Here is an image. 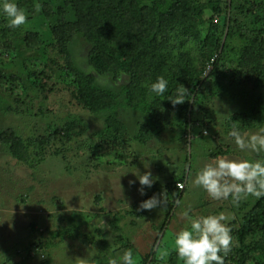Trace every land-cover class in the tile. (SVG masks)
Here are the masks:
<instances>
[{
	"label": "rangeland",
	"instance_id": "374dc122",
	"mask_svg": "<svg viewBox=\"0 0 264 264\" xmlns=\"http://www.w3.org/2000/svg\"><path fill=\"white\" fill-rule=\"evenodd\" d=\"M233 3V27L252 24L254 17L264 12V0ZM216 8L213 0H196L180 12V16L194 14L196 17L200 10L199 17L204 20L198 29L200 35L193 34L196 40L186 41L196 68L201 58L197 48L205 46V52L212 50L214 53L207 60L201 80V98L190 100L189 125L181 138L177 129L166 128L151 138L144 131L141 140L136 141L133 134L140 130L138 126L144 121L139 113L126 108L120 109L124 125L121 134L99 138L102 117L77 102L74 79L62 66V57L48 46V38L44 39L51 59L48 63L33 65L32 59L39 56V51L28 49L24 44L18 45L17 57L3 58L4 64L0 65V133L11 128L23 144L32 142L29 144L30 165L18 160L10 146L0 143V264H92V261L108 264L111 258L128 249L140 256L137 264H141V257L149 253L150 259L154 248L155 256L167 251L165 261L158 262L167 264L172 257L169 253L172 249L175 251L174 233L187 226L180 215L184 208L190 205L194 215L223 212L232 216L231 203L210 199L206 192L191 184L190 175L185 176L187 169L194 175L199 167L217 156L256 158L254 153L239 152L233 142L225 140L233 124L242 132L258 129L257 116H254L258 113V107H254L258 92L233 82L237 69L233 50L240 40L226 34L228 28L215 15ZM34 24L29 27L32 33L44 32V22L38 19ZM211 34H216L215 47L206 40ZM224 44L232 49L224 50ZM81 46L76 42L71 44V57L78 68L91 71L85 64ZM10 73L19 78L13 84ZM95 79L101 86L116 87L101 75H96ZM11 86L14 89L10 94L4 88ZM262 93L264 95V90ZM152 112L156 114L153 119L158 126L176 121L174 117L162 121L165 107H157ZM64 127L78 131L79 135L66 141L52 140L35 154L33 147L37 143L32 138L41 139L49 134L50 128L61 133ZM192 127L198 128L196 135L191 133ZM205 130L207 136L203 135ZM146 162L150 163L148 170L159 179L141 196L137 191L138 181L136 184L129 181L136 180L133 173L147 171L143 166ZM180 177H183L180 180L183 189L185 185L188 187L169 216L162 208L151 211L133 208L135 202L148 199L151 194L169 193ZM31 224L35 232L31 231ZM164 224L163 231L160 226ZM64 228H71L73 236L64 237L49 248L35 245L39 233H43L40 242L44 244L49 238L47 229ZM30 243L34 244L30 247ZM25 247L30 248L29 252L23 251ZM178 263L183 264L180 258Z\"/></svg>",
	"mask_w": 264,
	"mask_h": 264
},
{
	"label": "trees",
	"instance_id": "16d2710c",
	"mask_svg": "<svg viewBox=\"0 0 264 264\" xmlns=\"http://www.w3.org/2000/svg\"><path fill=\"white\" fill-rule=\"evenodd\" d=\"M195 1L17 0L18 5L28 13V20L21 27L10 29L7 27L6 18L0 15V65L4 64V57L9 56L10 59L17 57L19 44L39 51V56L32 59L33 65L48 63L51 59L47 47H44V39L48 38V46L53 47L62 57V66L74 79L73 87L76 90L77 102L97 117H102L103 127L100 133H97L99 138L116 136L124 130L120 117L122 108L139 113L144 121V124L138 126L140 130L133 134L136 141L141 140L144 131H147L148 137L151 138V136L159 135L166 128H170L171 131L177 129L178 136L181 138L189 125L187 120L192 112L188 115L190 100L192 97H196L197 101L201 98L203 94L201 80L207 60L214 55L212 50L205 52V46L197 48V52L201 55L198 68L190 57L186 41L187 39L196 40L193 34L197 32L196 35H200L198 29L204 24V20L199 17L200 10L196 17L194 14L180 16V12ZM229 1L228 3L227 0H213L217 3L215 15L228 28L226 34L229 37L237 36L240 40L233 50L236 53L237 66L232 77L233 82L258 92L254 106L258 107V113L254 116H257V127H264V95L262 93L264 90V12L260 16L256 15L252 24L233 27L232 23L235 19L232 17L231 8L234 1ZM37 6L40 9L38 12ZM38 19L44 22L45 30L40 34L36 31L32 33L29 27H34L35 20ZM215 38L216 34L206 36L211 47H215ZM74 42L82 45L81 48L85 52V64L91 71H83L75 65L71 57V44ZM224 47L227 51L232 49L228 44H224L222 48ZM56 69H53L55 73ZM95 74L114 82L116 87L99 85ZM158 76H163L169 81L168 91L163 96H155L150 92L151 84ZM9 77L12 84L19 79L11 73ZM182 85L188 90V94L184 96L185 102L173 106L168 99L175 98L176 90ZM13 89L14 86L4 88L10 94ZM194 102L192 101L193 104ZM157 107L166 108L162 121L170 117H174L176 121L160 123L158 126L153 119L156 114L152 112V109ZM48 132L49 134L41 139L32 138L37 143L34 145L35 142H33L35 147L31 145L33 150L35 149V154L44 150L52 140L66 141L79 135L78 131L65 127L61 133H56L51 128ZM191 133H193V127ZM31 142L29 141L28 145L23 144L11 128L0 133V143L10 146L18 160L26 165H30L29 144ZM189 171L187 169L185 176L190 175ZM180 180H183V177L174 182L169 193H165L169 203L162 210L168 216L174 212L173 209L177 206L176 200L182 199L188 187L185 185L184 189L178 188L176 184L182 182ZM146 199L135 202L133 208L137 210L141 201ZM230 207L234 219L229 221V226L232 228L236 243L225 262L264 264V198L250 197L242 201L239 207L231 205ZM164 226L165 224L160 226L163 231ZM30 227L32 232L36 231L34 224ZM46 232L49 238L45 243L40 242L43 237L41 232L36 235L39 241L35 245L49 248L64 237L73 236L71 228L47 229ZM32 244L34 243H30V247ZM29 250L30 248L25 247L23 251L29 252ZM170 254L172 257L167 264H179V257L173 249ZM139 258L140 256L137 257ZM161 260L163 261L164 258L155 256L154 248L152 257L149 259L148 253L145 257H141L140 262L141 264H158L162 262Z\"/></svg>",
	"mask_w": 264,
	"mask_h": 264
},
{
	"label": "clouds",
	"instance_id": "9594fccd",
	"mask_svg": "<svg viewBox=\"0 0 264 264\" xmlns=\"http://www.w3.org/2000/svg\"><path fill=\"white\" fill-rule=\"evenodd\" d=\"M39 10L37 6L36 11ZM0 15L6 18L10 29L19 28L28 20V13L18 5L17 0H0ZM168 86L169 81L158 76L151 84L150 92L155 96H163L168 91ZM176 92L175 98L168 99L173 106L183 104L184 96L188 94L183 85ZM203 135H208L206 130ZM225 140L233 142L239 152L254 153L256 158L217 156L212 162L199 167L194 175L190 174L191 184L206 192L210 199L228 201L233 207H239L249 197L264 198V127H259L254 132H242L233 124ZM143 166L147 171L143 174L139 171L138 174L133 173L136 180L129 181L130 184L138 181L140 187L137 191L141 196L146 195V189L152 188L159 179L148 170L149 162H146V166L143 163ZM168 203L164 192L159 196L153 194L141 201L137 210L161 209ZM176 204L179 205L180 201L176 200ZM180 215L187 221V226L174 233V248L183 264H225L226 257L233 251L236 243L229 226V221L234 217L223 212L194 215L190 205ZM167 254V251H160V258L163 259ZM137 255L128 249L111 258L108 264H137ZM92 264L97 262L92 261Z\"/></svg>",
	"mask_w": 264,
	"mask_h": 264
},
{
	"label": "built area",
	"instance_id": "2783aa9c",
	"mask_svg": "<svg viewBox=\"0 0 264 264\" xmlns=\"http://www.w3.org/2000/svg\"><path fill=\"white\" fill-rule=\"evenodd\" d=\"M176 185H177L180 189H182L183 186H184V184H183L182 182H178ZM225 264H229V263L225 262Z\"/></svg>",
	"mask_w": 264,
	"mask_h": 264
},
{
	"label": "water",
	"instance_id": "95a60500",
	"mask_svg": "<svg viewBox=\"0 0 264 264\" xmlns=\"http://www.w3.org/2000/svg\"><path fill=\"white\" fill-rule=\"evenodd\" d=\"M197 129H198V128L193 129V133H194L195 135L197 134V133H196Z\"/></svg>",
	"mask_w": 264,
	"mask_h": 264
}]
</instances>
